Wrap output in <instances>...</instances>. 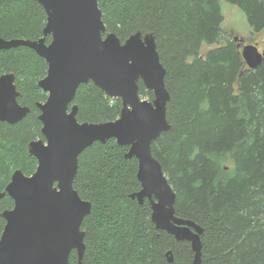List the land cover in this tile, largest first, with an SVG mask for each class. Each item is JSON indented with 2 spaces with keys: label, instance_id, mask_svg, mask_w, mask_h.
<instances>
[{
  "label": "trees",
  "instance_id": "1",
  "mask_svg": "<svg viewBox=\"0 0 264 264\" xmlns=\"http://www.w3.org/2000/svg\"><path fill=\"white\" fill-rule=\"evenodd\" d=\"M222 1L245 14L253 36L264 31V0H98L107 33L123 43L138 32L156 37L171 129L153 143V155L176 194L177 216L204 230L202 264H264V61L248 68L223 29ZM46 25L36 1L0 0V38L39 41ZM206 45L216 48L204 55ZM5 74L15 75L19 104L31 112L16 125L0 123V192L16 171H37L29 145L44 140L38 104L48 96L39 83L48 64L20 47L0 52V77ZM139 87L153 101L143 82ZM74 104L80 123L112 122L123 109L92 82L79 88ZM128 152L110 140L79 157L74 187L92 206L82 227L83 264H193L191 244L158 230L149 201L131 198L142 186L139 162ZM13 208L9 196L0 202V212ZM5 226L0 219V236ZM70 264H79L76 252Z\"/></svg>",
  "mask_w": 264,
  "mask_h": 264
},
{
  "label": "water",
  "instance_id": "2",
  "mask_svg": "<svg viewBox=\"0 0 264 264\" xmlns=\"http://www.w3.org/2000/svg\"><path fill=\"white\" fill-rule=\"evenodd\" d=\"M34 1L47 14L44 37L39 41L0 38V52L26 47L48 64V74L39 83L48 96L38 104L44 140L29 145L30 156L38 161L37 171L32 176L16 171L0 192V202L6 196L14 201L12 210L0 212L6 222L0 236V264H70L73 252L83 264L86 232L82 227L92 206L74 187L79 157L95 143L110 140L129 147L126 157L139 162L142 189L131 198L141 205L148 200L156 228L178 242L190 243L193 264H202L204 230L177 216L176 194L153 155V143L171 129L167 120L171 96L156 37L138 32L123 43L107 33L98 0ZM238 48L249 69L263 64L264 52L257 46L239 42ZM91 82L111 99L121 100L117 120L78 121L74 101L79 88ZM140 82L154 94L153 101L141 97ZM20 95L14 74L0 77V123L16 125L31 112L19 104ZM167 256L173 262L172 252Z\"/></svg>",
  "mask_w": 264,
  "mask_h": 264
},
{
  "label": "rangeland",
  "instance_id": "3",
  "mask_svg": "<svg viewBox=\"0 0 264 264\" xmlns=\"http://www.w3.org/2000/svg\"><path fill=\"white\" fill-rule=\"evenodd\" d=\"M222 12L225 18L223 29L229 36L237 37L242 46L255 45L260 52H264V31L258 35H252L251 28L245 14L236 6L222 1ZM216 46H204L202 53L205 55Z\"/></svg>",
  "mask_w": 264,
  "mask_h": 264
}]
</instances>
